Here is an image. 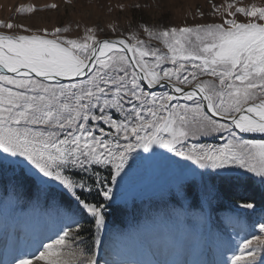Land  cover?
<instances>
[{"label":"snow or ice","instance_id":"obj_1","mask_svg":"<svg viewBox=\"0 0 264 264\" xmlns=\"http://www.w3.org/2000/svg\"><path fill=\"white\" fill-rule=\"evenodd\" d=\"M213 14L220 23L144 26L147 41L139 34L99 40L93 29L82 39L62 35L67 28L0 33V180L23 177L38 194L54 181L71 198L56 237L32 254L37 261L100 264L94 249L104 250L101 237L121 182L134 161L171 158L159 149L213 170L184 164L186 179L175 193L198 195L205 219L228 190L251 185L253 177L264 188V142L244 137L264 135V6L233 0L213 5ZM201 137L224 143L188 144ZM257 211L261 218L251 227L264 233V204L254 197H241L230 221ZM89 216L93 247H72L84 240L80 219ZM262 253L264 235L253 233L218 264H264ZM12 264L33 262L19 254Z\"/></svg>","mask_w":264,"mask_h":264},{"label":"rangeland","instance_id":"obj_2","mask_svg":"<svg viewBox=\"0 0 264 264\" xmlns=\"http://www.w3.org/2000/svg\"><path fill=\"white\" fill-rule=\"evenodd\" d=\"M231 2L233 0H0V23L14 25L12 29L0 28V33L43 34L45 29L51 33L56 28H67L68 32L62 35L82 39L89 29H93L99 40L125 39L139 34L147 41V36L142 31L144 26L162 29L220 23L221 17L213 14V5L226 6ZM235 2L238 6H264V0ZM53 4L56 5L55 8L51 7ZM26 7H35L36 11H20ZM20 25L23 27H16ZM24 28L31 31L25 33ZM149 43L158 45L156 41ZM158 46L163 49L162 45ZM248 139L256 143L264 142V138ZM202 142L206 145H221L224 140L215 137L188 140L189 145ZM159 151L171 158L157 156L151 161H134L132 169L121 182L117 190L120 201L118 204L124 203L123 206L132 207L134 204L138 206L144 203L145 216L140 223L137 221L135 226L122 232L117 229L109 231L106 222L105 233L101 237L102 241L105 238L104 250L101 255L99 251L97 253L100 264H147L150 244L154 248L153 257L167 254L171 247L174 248L175 254H171L169 264H180L186 248L192 252L190 264H213L214 260L215 264H218L219 261L238 254L244 240L251 239L253 233L264 235L259 232L258 226L257 229L250 230L246 220H241L242 223H232L230 218H227L225 228L219 229L210 224L209 219H205L200 210H185V205L170 202L179 185L185 182L184 164L197 172L213 170L200 169L191 161L168 153L165 149ZM10 175L12 174L9 173L8 180L13 179ZM253 179L259 182V178ZM50 185L49 191L41 193L35 202L15 198L13 188L8 189V194L0 190V239L6 234L10 236L5 252L6 259H10L15 253L14 238L17 229H20L24 235L20 254L32 259L33 264H43L32 254L37 252L40 241L45 244L52 242L64 223L65 217L62 213L67 214L66 209L56 203L44 202L51 190L64 192L57 182L50 181ZM181 198L179 196L178 200ZM163 199L168 207L159 210ZM243 217L249 218L247 215ZM236 233L239 236H236Z\"/></svg>","mask_w":264,"mask_h":264},{"label":"trees","instance_id":"obj_3","mask_svg":"<svg viewBox=\"0 0 264 264\" xmlns=\"http://www.w3.org/2000/svg\"><path fill=\"white\" fill-rule=\"evenodd\" d=\"M157 94H159V91H157ZM203 143L204 142H202L201 144ZM100 171L104 175H107V172L105 170L101 169ZM10 177H12V175H10ZM253 181L254 182L251 185H243L239 188L228 190L227 192H225V194L221 195V197L216 202H214L212 210L208 213V215L210 216V224L216 226L219 229H224L226 226V219L234 217L236 215L235 205L241 202V197L251 196L254 197L255 202L258 206L264 204V188H262L259 185V182H257L256 180L253 179ZM9 188H13L14 197L18 198L20 201L24 200L27 202H35V199L41 196V193L38 194L36 188L32 187V185L29 184L28 181L23 177H17L10 180H0L1 191L8 194ZM140 191L139 193H141ZM47 196V198H44V202H54L57 205L65 208L67 213L70 212L69 201L71 198L67 194H65L64 192L51 190L50 194H48ZM178 197L179 196L174 195L172 198H170V202L185 205V210H200L201 214L205 215L206 208L205 210H202V208L200 207V198L198 195L193 194L191 196H188L186 199L181 198V200H178ZM105 203L111 205V202ZM123 205L124 203H121L117 204L114 208L110 207L106 218V222L109 225V231L111 229H117L118 232H122L125 229H128V227L135 226V222L139 221L140 223L142 218H144V212L146 209V205L144 203H141V205L138 206L137 204H134V206L132 205V207ZM188 206H190V208H187ZM72 207L74 208L75 205L73 204ZM164 207H168V204L163 199L160 203L159 210ZM261 215L262 213L260 211H257L256 215L249 218L242 217L246 219L241 218V220H246L248 228H250V230H253L251 225L258 221L261 218ZM80 222L82 225L84 240L78 241L76 244L72 245V247L85 249L91 248L93 247V240L95 238L96 231L92 223V218L90 216L86 219L81 218ZM254 232H256V230H254ZM236 236L239 235L236 233ZM94 250L97 251V253L99 251L98 249ZM261 259L264 260V253L261 254Z\"/></svg>","mask_w":264,"mask_h":264},{"label":"bare ground","instance_id":"obj_4","mask_svg":"<svg viewBox=\"0 0 264 264\" xmlns=\"http://www.w3.org/2000/svg\"><path fill=\"white\" fill-rule=\"evenodd\" d=\"M246 136L249 135H255V136H263L261 134H245ZM10 241V236L9 235H5L2 239H0V264L4 263V264H12L13 259L15 258V256L19 255L21 253V250L23 248V242H24V235L22 230H18L17 229V233L16 236L14 238V245H15V250H14V254L10 259H6V251H7V247ZM151 250L148 251V262L147 264H169L170 262V257L171 254L174 251V248L171 247L169 252L167 254H160L159 256L153 257L154 253H153V246H151ZM153 248V249H152ZM101 255V253H100ZM192 258V252L189 248L185 249L184 255L182 257V261L180 264H190L191 259ZM210 258V257H209ZM211 259V258H210ZM215 261L213 262V264H215Z\"/></svg>","mask_w":264,"mask_h":264},{"label":"water","instance_id":"obj_5","mask_svg":"<svg viewBox=\"0 0 264 264\" xmlns=\"http://www.w3.org/2000/svg\"><path fill=\"white\" fill-rule=\"evenodd\" d=\"M117 39H123V38H109V40H117ZM64 83H68V81H64ZM157 91H159V90H157ZM244 137L246 138V139H248L249 137H255V138H259V139H263L264 138V135L263 136H255V135H249V136H246L245 134H244ZM149 180V179H148ZM148 182V181H147ZM129 193L131 192V191H128ZM105 239V238H104Z\"/></svg>","mask_w":264,"mask_h":264}]
</instances>
